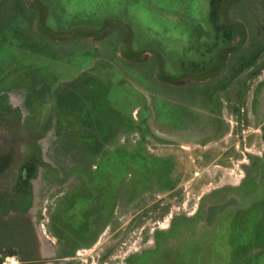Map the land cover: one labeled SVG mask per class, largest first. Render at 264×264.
Segmentation results:
<instances>
[{"label": "rangeland", "instance_id": "rangeland-1", "mask_svg": "<svg viewBox=\"0 0 264 264\" xmlns=\"http://www.w3.org/2000/svg\"><path fill=\"white\" fill-rule=\"evenodd\" d=\"M41 1L55 30L123 19L130 48L157 50L169 76L206 70L238 38L222 0ZM227 14L245 45L216 77L167 84L151 54L119 55L115 25L52 39L25 0H3V264L36 260V232L60 258L48 264H264V0Z\"/></svg>", "mask_w": 264, "mask_h": 264}, {"label": "water", "instance_id": "water-1", "mask_svg": "<svg viewBox=\"0 0 264 264\" xmlns=\"http://www.w3.org/2000/svg\"><path fill=\"white\" fill-rule=\"evenodd\" d=\"M26 4L36 12V17L33 22V27L40 35L59 39L66 35H77L84 38H102L105 29L109 23L115 25L121 32L122 38L118 44L119 55L126 61L143 60L146 55L151 54L156 62L154 69L155 78L163 83L174 84L187 78L193 82H205L216 77L224 68L228 56L233 52L241 49L247 41V29L243 22L228 17V9L231 4L240 0H223L219 9V22L221 25L231 28L236 31L237 41L217 50L213 63L204 71L198 73H182L178 76H169L163 71V59L160 53L153 48H145L141 50H133L130 48L132 32L127 23L121 18L106 17L101 22V25L96 28L73 26L66 30L51 29L44 23V18L47 14L46 6L41 0H25ZM3 0H0V5Z\"/></svg>", "mask_w": 264, "mask_h": 264}, {"label": "flooded vegetation", "instance_id": "flooded-vegetation-1", "mask_svg": "<svg viewBox=\"0 0 264 264\" xmlns=\"http://www.w3.org/2000/svg\"><path fill=\"white\" fill-rule=\"evenodd\" d=\"M28 239H29V243L24 244V245L25 246H30V248L32 250L31 249L27 250V253L28 252L31 253L33 250L36 249L37 252L35 254H36V256L38 258L36 260H28L26 257H24V258L20 259L18 264H48V262L60 260V258L55 256L53 250L46 248V244L47 243L46 242L44 243V241H43L44 238H42V236L39 235L37 232L35 233L34 236H29ZM24 240L28 241L27 239H24ZM48 245L51 247L50 243H48ZM149 253L150 252L143 251L140 254H138L137 256L140 259V258H143V257H147V255ZM138 261L139 260L137 258H132L131 261L128 264H138ZM0 264H3V259L0 260ZM12 264H16V263L12 262Z\"/></svg>", "mask_w": 264, "mask_h": 264}, {"label": "trees", "instance_id": "trees-1", "mask_svg": "<svg viewBox=\"0 0 264 264\" xmlns=\"http://www.w3.org/2000/svg\"><path fill=\"white\" fill-rule=\"evenodd\" d=\"M213 2H215V0H211V3H213ZM220 228H222L223 231H227V228L225 229L224 227H221V226H219V224H218V225L216 226V229L219 230ZM217 233H218L217 231H214V232L212 233V238H211L210 240H214V239H213V236L216 237ZM215 234H216V235H215ZM217 237H218V236H217ZM217 237H216V238H217ZM216 238H215V239H216ZM238 238H239V237H238ZM214 243H215V240H214V242H213L212 244H214Z\"/></svg>", "mask_w": 264, "mask_h": 264}]
</instances>
